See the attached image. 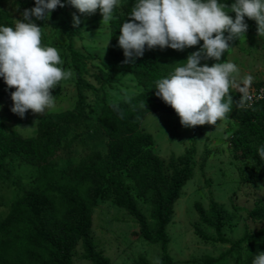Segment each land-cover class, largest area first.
I'll return each mask as SVG.
<instances>
[{
    "label": "trees",
    "instance_id": "1",
    "mask_svg": "<svg viewBox=\"0 0 264 264\" xmlns=\"http://www.w3.org/2000/svg\"><path fill=\"white\" fill-rule=\"evenodd\" d=\"M226 2L230 5L234 0ZM134 3L136 0H120L121 13L113 16L108 23V63L105 68L110 77L122 72L130 74L141 91L118 103L106 105L102 110L99 123L108 138L105 155H95L69 173H59L49 164L59 142L57 135L51 132L50 122L41 125L40 133L35 138L23 137L15 131L6 132L0 125V180L6 181L14 176V166L18 163L37 169L34 185L21 190L23 195L13 203L7 216L0 222V264H71L72 252L78 242L81 243L84 259L92 264H112L96 250L91 237V209L98 197L111 199L115 206L132 216L139 226L138 232L134 233L135 238L159 244L163 256L160 264H171L166 249L169 238L165 228L172 219L173 205L179 191L191 179L190 163L195 149L186 150L176 161L171 159L168 162L170 175L167 176L162 160L151 149L153 138L141 130V124L152 112L177 114L156 95L155 81L171 73L174 69L172 64L186 61L188 55L198 51L203 41L183 51L171 48L161 50L159 47L149 50L146 45L142 57H134V63H125L123 49L118 44L119 30L122 23L127 21ZM57 14L58 8L52 12L51 20ZM230 15L235 18L234 13ZM245 22L249 26L246 35L257 31L254 20L246 17ZM0 26L14 27L4 11H0ZM238 40L233 41L231 46L237 45ZM68 42L67 50L77 90V103L72 115L77 120L86 116L83 90L92 88L84 78L88 72L89 56L75 50L70 38ZM230 52L224 54L222 61L226 62ZM207 63L211 66L215 61L209 60ZM0 82L6 85L3 77H0ZM231 94L234 102L239 101L232 91ZM142 101L146 103L145 109L141 107ZM229 118L237 123L230 137L233 158L252 163V173L241 177V181L264 179V160L260 159L257 151L264 145V98L244 109L233 106ZM177 163H180V168ZM126 180L131 181L137 195L150 201L152 226L137 207ZM195 209L200 222L211 226L216 237L206 235L198 225L194 227L195 233L204 241L229 243L221 233L231 219L224 207L212 200L208 212L200 203H195ZM247 216L251 220L264 222V205L247 211ZM242 243L246 244L248 251L244 264H252L254 256L264 248V226L254 233L244 234L218 257L206 256L196 263L221 264ZM138 262L149 264L143 257H139Z\"/></svg>",
    "mask_w": 264,
    "mask_h": 264
},
{
    "label": "rangeland",
    "instance_id": "2",
    "mask_svg": "<svg viewBox=\"0 0 264 264\" xmlns=\"http://www.w3.org/2000/svg\"><path fill=\"white\" fill-rule=\"evenodd\" d=\"M61 2L65 7H58V14L53 20L36 23L44 27L42 45L58 49L62 60L58 67L73 71L67 50L69 38L75 50L89 56L88 72L84 78L92 88L83 90L86 116L76 120L72 115L77 103L74 76L59 82L53 91L52 94L56 96L54 108L46 110L43 115L33 114L29 110L24 118L11 111V93L15 89L0 82V125L6 132L15 131L23 137L35 138L40 133L41 125L50 122L51 132L57 135L59 142L49 164L59 173H69L83 161L88 162L95 155L103 156L107 153L108 138L99 123L102 110L106 105L137 95L141 87L126 72L115 77L107 74L105 65L108 63L109 27L108 23H101L100 11L81 15L67 0ZM33 7L35 0H0V11L6 12L13 26L24 9ZM120 13L118 6L113 16ZM74 14L81 20L79 27H73ZM227 61L237 65L239 71L233 75L238 82L244 76L252 75L254 80L251 89L264 85V33L258 34L255 31L246 37L241 36ZM231 90L241 98L236 89ZM151 115L144 119L141 128L151 133V149L162 160L167 176L170 175L168 162L171 159L176 161L186 150L195 149L190 163L191 179L179 191L173 205L172 219L165 228L169 238L166 249L171 264H197L198 260L206 256L218 257L244 234L254 233L264 226V222L251 220L247 216V211L264 205V179L241 181V177L252 173V163L233 158L230 137L237 126L234 120L227 118L218 121L216 126L186 128L181 125L178 114L152 112ZM177 166L180 168V163ZM13 175L6 181L0 180V222L7 216L13 203L23 195L21 190L34 185L37 169L18 163L14 166ZM126 183L137 207L152 226L150 201L134 192L131 181L126 180ZM212 200L221 204L231 215L229 223L221 230L229 243L204 241L195 233L194 227L198 225L206 235L216 237L211 226L200 222L195 209V203H200L204 211L208 212ZM238 208L244 210L239 211ZM91 216L92 241L96 250L112 264H140L139 257L145 258L149 264H160L163 261L161 246L135 238L134 233L138 232L139 227L137 222L125 210L115 206L111 199L98 197L91 209ZM247 256L246 244L242 243L221 264H244ZM71 264H92L83 258L80 242L72 252Z\"/></svg>",
    "mask_w": 264,
    "mask_h": 264
},
{
    "label": "clouds",
    "instance_id": "3",
    "mask_svg": "<svg viewBox=\"0 0 264 264\" xmlns=\"http://www.w3.org/2000/svg\"><path fill=\"white\" fill-rule=\"evenodd\" d=\"M67 3L81 15L95 14L99 9L101 23L106 24L113 19L120 0ZM58 7L65 4L61 0H35V7L24 9L14 27L0 26V77L8 88L15 89L11 93V111L21 118L29 110L43 115L54 108L53 91L59 82L74 76L72 70L58 67L62 60L56 47L42 45L44 27L36 23L48 22ZM246 17L256 22L258 34L264 33V0H234L230 5L226 0H136L119 30L118 44L123 49L124 62L134 63V57L143 56L146 45L149 50L159 47L183 51L203 41V46L188 55L186 61L172 64L173 71L155 81V92L175 110L182 126H216L218 121L229 118L233 106L244 109L264 98V85L251 89L252 75L238 82L233 75L239 71L237 65L222 61L224 54L232 51V42L246 37ZM73 21V27L81 24L75 14ZM209 60L215 63L209 66ZM231 89L241 94L239 101L234 102ZM141 107L146 108L145 101ZM143 132L148 133L145 128ZM257 151L264 160V145ZM252 264H264V252H258Z\"/></svg>",
    "mask_w": 264,
    "mask_h": 264
}]
</instances>
